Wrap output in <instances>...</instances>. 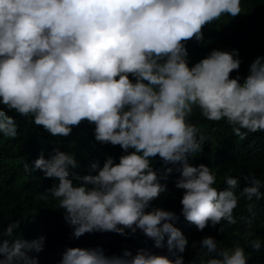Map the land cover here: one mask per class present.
<instances>
[{
    "label": "clouds",
    "instance_id": "1",
    "mask_svg": "<svg viewBox=\"0 0 264 264\" xmlns=\"http://www.w3.org/2000/svg\"><path fill=\"white\" fill-rule=\"evenodd\" d=\"M241 13V0H0V134L19 135L9 112L53 138H70L87 122L96 143L122 152L118 159L106 154L102 164L93 160L84 175L76 155L41 153L25 164L55 181L41 199L58 200L73 238L139 233L153 242L121 255L67 247L59 264H185L189 239L175 226L181 215L200 232L219 225L223 234L225 222L237 223L244 199L255 218V201L264 199L256 175H225L217 188L212 167L191 162L204 151L205 138L191 122L196 109L240 140L264 133V56L242 77L239 49H213L191 63L187 47L204 42L206 26ZM241 179L248 185L242 189ZM169 181L182 190L179 214L154 206ZM20 225L0 224V264H40L46 236L14 238ZM251 228L249 220L242 239L259 252L264 242L251 238ZM221 244L206 235L191 247L199 248L201 264H249L238 242L231 249Z\"/></svg>",
    "mask_w": 264,
    "mask_h": 264
},
{
    "label": "trees",
    "instance_id": "2",
    "mask_svg": "<svg viewBox=\"0 0 264 264\" xmlns=\"http://www.w3.org/2000/svg\"><path fill=\"white\" fill-rule=\"evenodd\" d=\"M242 13L232 18L222 16L219 21L213 22L211 27L204 28V42L191 41L187 47L190 53V62L195 63L207 56L213 49H239L243 63L239 75L246 76L251 62L258 56H264V0H241ZM233 77L237 73L232 74ZM2 107V105H0ZM14 116L19 125V135L15 139L3 137L0 134V224L5 227L14 221H21L14 238L33 240L41 235L46 236V245L39 253L40 264H59L61 255L67 247H102L107 255H121L124 249L135 254L141 249H151L153 242L137 233L132 237H125L115 233L86 234L76 239L71 235V228L64 220L58 200L49 196L48 200L41 199V194L51 188L55 181L47 179L40 171L28 172L25 164L33 162L44 154L50 158L54 149L70 152L77 156L80 168L76 169L81 175L87 174V165L99 159L103 163L106 154L118 157L121 149L111 145L102 146L95 142L94 126L87 122L73 129L70 138H53L42 127L29 125L27 121L15 112L8 113ZM191 122L200 128L204 139V151L194 154L192 163H201L212 167L217 174L215 187H224L225 175L240 176L252 173L264 183V133L257 132L249 135L245 140L236 137L231 127L224 122H211L194 110ZM159 163L156 167H159ZM179 173H174L178 176ZM248 186L241 179V189ZM169 191L163 194L154 206L165 210L181 211L179 203L182 190H177L169 181ZM239 191V189H237ZM264 192V188L261 189ZM248 201L241 199L240 206L235 210L237 223L229 226L226 222L223 234L217 228L209 226L203 232L188 223L181 215L175 224L189 239V247L183 254L185 264H201L197 256L199 248L193 249L191 243L199 241L206 235L215 236L222 240V247L231 249L234 243H239L249 255V264H264V246L259 252L253 251L242 239L248 221L251 220V230L255 233L252 239L259 238L264 242V199L255 201V218L248 212L245 205ZM158 254H166V249H154ZM211 258L204 256L203 260Z\"/></svg>",
    "mask_w": 264,
    "mask_h": 264
}]
</instances>
